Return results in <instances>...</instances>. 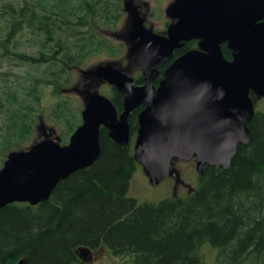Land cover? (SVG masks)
Instances as JSON below:
<instances>
[{
    "label": "trees",
    "instance_id": "obj_1",
    "mask_svg": "<svg viewBox=\"0 0 264 264\" xmlns=\"http://www.w3.org/2000/svg\"><path fill=\"white\" fill-rule=\"evenodd\" d=\"M123 14L122 0H0V67L4 61L26 67L15 86L1 79L6 147L26 141L40 116L18 92L36 102L43 86L61 93L70 70L81 69L87 57L118 54L122 43H113L108 29ZM194 46L186 42L173 56ZM221 50L231 59L226 44ZM135 82H142L141 75ZM110 99L120 111L122 97L114 88ZM61 103L51 114L65 124V144L81 117ZM128 122L134 137L136 113ZM248 127L251 140L239 144L227 169L205 164L187 195L143 203L127 194L140 166L133 142L118 146L101 128V152L90 167L60 181L45 201L0 208V264H70L79 247L101 245L128 256L130 264H207L205 245L215 250L213 264H264V113L255 111Z\"/></svg>",
    "mask_w": 264,
    "mask_h": 264
},
{
    "label": "water",
    "instance_id": "obj_2",
    "mask_svg": "<svg viewBox=\"0 0 264 264\" xmlns=\"http://www.w3.org/2000/svg\"><path fill=\"white\" fill-rule=\"evenodd\" d=\"M123 9L129 17L128 56L144 83L135 85L112 64L81 69L122 95L121 111L107 96L88 92L81 123L67 143L47 136L9 152L0 168V208L45 201L60 181L90 167L101 152V128L118 146L129 144L128 118L142 105L133 158L152 186L176 176L173 160L194 159L199 173L205 164L227 169L239 144L250 142L248 123L264 97V0H172L164 10L171 19L165 34L145 26L133 0H123ZM191 39L197 47L173 58ZM224 43L231 59L223 56ZM77 251L86 260L89 249Z\"/></svg>",
    "mask_w": 264,
    "mask_h": 264
},
{
    "label": "rangeland",
    "instance_id": "obj_3",
    "mask_svg": "<svg viewBox=\"0 0 264 264\" xmlns=\"http://www.w3.org/2000/svg\"><path fill=\"white\" fill-rule=\"evenodd\" d=\"M172 0H133V4L138 7L140 14L144 18V23L147 27L155 31L165 28L166 23L171 22L164 10ZM123 3V0H122ZM115 29H108L110 31L113 43H122L120 52L115 56H110L105 52L96 53L87 57L81 69H90L102 64H112L115 67H125L126 73L129 76H137L140 73L138 66L130 60L128 56V46L124 35L129 27V17L125 13L121 16ZM106 34V31L103 30ZM109 33V34H110ZM30 51V47H25ZM81 69L70 70V80L66 86L61 90V93L55 91L52 86H43L41 89V96L36 102L29 99L18 92V97L21 100H29L34 108H38V124L33 129L31 135L28 136L26 141L14 142L7 147L3 144V138L0 137V167L2 166L6 156L11 151L26 150L33 143L40 141L47 136H60L66 131L63 120H56L52 116V109L57 102H66L67 106L78 112L81 117V111L86 102L88 92H99L102 95L110 97L111 86L104 80L95 79L94 77H87ZM29 70V68L27 69ZM122 70V69H121ZM123 71V70H122ZM25 65H18L17 62L4 61L0 67V86L1 92L4 85L1 79H6L5 83H10L12 86L17 85L19 82L24 81L22 76H25ZM6 74V75H5ZM26 82H28L26 80ZM54 91V92H53ZM2 98H5L4 93H0ZM62 104V103H61ZM255 111L264 113V97L258 99L254 104ZM6 113L0 115V126L3 127ZM35 118V119H36ZM61 121V122H60ZM68 142V141H67ZM172 169L176 171V176L164 178L159 184L155 186L148 185L146 176L143 174L140 166L133 172L127 194L134 197L138 203L143 202H157L166 197H177L187 195L193 190L197 183L196 162L194 160H173ZM103 246V245H102ZM202 251L207 264H213L215 259V250L208 245L203 246ZM97 264H130L128 256H119L114 254L109 248L101 247L95 251Z\"/></svg>",
    "mask_w": 264,
    "mask_h": 264
},
{
    "label": "flooded vegetation",
    "instance_id": "obj_4",
    "mask_svg": "<svg viewBox=\"0 0 264 264\" xmlns=\"http://www.w3.org/2000/svg\"><path fill=\"white\" fill-rule=\"evenodd\" d=\"M170 23V22H169ZM169 23H166V26H165V28L164 29H162V30H159V31H161V32H158V31H156V32H158V33H160V34H165V30H166V27H167V25L169 24ZM147 27V26H146ZM187 42H193L194 44H195V46L192 48V49H194V48H196L197 47V39H191V40H189V41H187ZM186 43V42H185ZM225 44V43H224ZM223 45V44H222ZM177 50V49H176ZM191 50V49H190ZM188 51V50H187ZM173 55H174V53H173ZM173 58H175L174 56H173ZM131 60V59H130ZM166 66V65H165ZM163 70H164V67L163 68H161L160 69V72H159V75L157 76V78L155 79V81H154V85L155 86H157L158 85V83H159V81L163 78ZM123 72H125L126 73V71H123ZM129 75V74H128ZM138 75H141V70H140V73L138 74ZM141 77H142V75H141ZM134 78V84L135 85H142L143 83H144V81H143V78H142V82L141 83H136L135 82V76L133 77ZM95 79H97V78H95ZM111 88H114L113 86H111ZM115 89V88H114ZM116 90V89H115ZM117 91V90H116ZM119 93V92H118ZM120 94V93H119ZM121 97H122V95H121ZM108 98H110V97H108ZM123 98V97H122ZM111 100V99H110ZM113 103V102H112ZM144 107V105H142L140 108H138V109H136L135 111H133L130 115H133L134 113H136V121H137V114H138V112L142 109ZM121 111V110H120ZM120 111H118V112H120ZM129 115V116H130ZM136 125V124H135ZM136 129H137V126H136ZM136 129H135V136L133 137L132 136V134H131V142H133L134 143V139H135V137H136ZM131 132V131H130ZM130 142V143H131ZM191 160H194V159H191ZM147 178V177H146ZM146 181H147V183H148V185H150V183H149V181H148V178L146 179ZM160 183V182H159ZM150 186H152V185H150ZM17 203H25V202H17ZM27 203V202H26ZM101 247H104V246H98V247H96V248H89V247H87L88 249H89V252H88V255H87V257H86V260H83V259H81L80 258V256H79V252L77 251V249L75 250V257H76V260L75 261H72L70 264H97V262L96 263H94V260H97V256H96V254H95V251L98 249V248H101ZM86 248V247H85ZM19 261H22V263L21 264H27L26 263V260H23V259H20ZM19 261L16 263V264H20L19 263Z\"/></svg>",
    "mask_w": 264,
    "mask_h": 264
}]
</instances>
